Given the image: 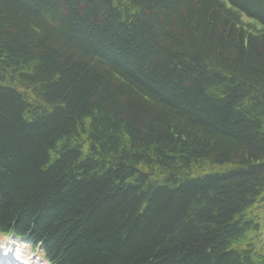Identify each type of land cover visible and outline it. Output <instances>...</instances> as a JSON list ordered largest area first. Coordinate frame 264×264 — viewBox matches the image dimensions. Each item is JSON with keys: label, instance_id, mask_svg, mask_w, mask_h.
<instances>
[{"label": "trees", "instance_id": "1", "mask_svg": "<svg viewBox=\"0 0 264 264\" xmlns=\"http://www.w3.org/2000/svg\"><path fill=\"white\" fill-rule=\"evenodd\" d=\"M0 235L264 264V0H0Z\"/></svg>", "mask_w": 264, "mask_h": 264}, {"label": "bare ground", "instance_id": "2", "mask_svg": "<svg viewBox=\"0 0 264 264\" xmlns=\"http://www.w3.org/2000/svg\"><path fill=\"white\" fill-rule=\"evenodd\" d=\"M46 100V99H45ZM35 254L15 241L0 243V264H43Z\"/></svg>", "mask_w": 264, "mask_h": 264}, {"label": "rangeland", "instance_id": "3", "mask_svg": "<svg viewBox=\"0 0 264 264\" xmlns=\"http://www.w3.org/2000/svg\"><path fill=\"white\" fill-rule=\"evenodd\" d=\"M15 241L17 243L22 244V246L27 250L30 251L32 254H35L37 259H41L43 264H50L49 261L44 257V255L40 252V248L38 247H34L33 245H31L28 242H24L20 239L14 238L12 236H2L0 235V243H9Z\"/></svg>", "mask_w": 264, "mask_h": 264}]
</instances>
